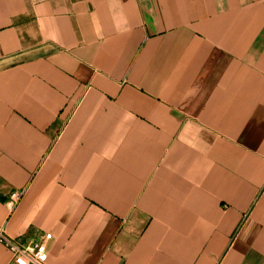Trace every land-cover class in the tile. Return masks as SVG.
I'll return each instance as SVG.
<instances>
[{
    "label": "crops",
    "instance_id": "0c3cea01",
    "mask_svg": "<svg viewBox=\"0 0 264 264\" xmlns=\"http://www.w3.org/2000/svg\"><path fill=\"white\" fill-rule=\"evenodd\" d=\"M0 228L48 264H264V0H0Z\"/></svg>",
    "mask_w": 264,
    "mask_h": 264
},
{
    "label": "built area",
    "instance_id": "2783aa9c",
    "mask_svg": "<svg viewBox=\"0 0 264 264\" xmlns=\"http://www.w3.org/2000/svg\"><path fill=\"white\" fill-rule=\"evenodd\" d=\"M23 198V193L15 192L11 195L10 204L16 205ZM52 239L51 234H46L39 241L22 243L9 237L0 228V244H3L12 254L11 264H48V250L46 242Z\"/></svg>",
    "mask_w": 264,
    "mask_h": 264
}]
</instances>
